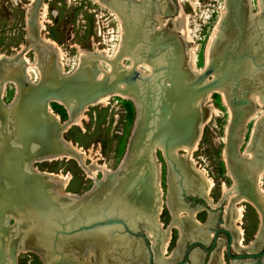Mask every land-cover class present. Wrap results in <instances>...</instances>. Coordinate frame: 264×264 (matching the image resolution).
<instances>
[{"label": "water", "instance_id": "95a60500", "mask_svg": "<svg viewBox=\"0 0 264 264\" xmlns=\"http://www.w3.org/2000/svg\"><path fill=\"white\" fill-rule=\"evenodd\" d=\"M103 1L110 4L123 18L125 28L122 46L110 61V72L97 77L100 69L95 63L96 60H89L86 61L88 65L78 66L67 75L55 74L50 68L35 83L26 82L19 75V94L10 102L11 108L3 110L15 118V124L13 123L12 131L8 135L15 134L12 138L16 144L0 146V233L9 228L10 224L7 226L1 220L4 213L11 210L17 215H26L24 219L31 220L34 228L29 234L23 235L21 240L11 239L6 244L5 239L0 238V264H6L7 258H10V264H16V251L19 247L39 254L44 264H134L129 258L135 264H145L146 258L149 259V264H154L158 246L147 244V256L135 239L128 237L140 236L145 239L143 232H136L137 225L139 220L145 222L151 212L153 213V186L149 180V171L145 168L140 174V164L148 163L145 154L140 153L141 149L159 148L162 151L168 165V177L172 178L167 198V206L171 203L172 207V197L177 192L172 180L176 177L179 184L183 182L180 162L183 161L189 168L176 155H179L178 151L182 146H191L194 143L201 129L200 122L205 117L199 115L194 100L221 84L226 74L225 69L217 77H209L215 71H221L227 58L241 61L244 57H253L251 49L242 50V54L236 53L234 48L238 44H234V36L220 42L219 35L212 44V49L215 50L213 53L211 50L210 62L199 74L191 76L188 70L182 69L179 36L167 29L154 33L146 40L143 35L147 14H135L139 11L133 0ZM39 2L40 0L34 2L28 19L32 34ZM230 2L231 0H227V15H233L232 12L236 11L230 6ZM242 11L240 14L247 18L249 15L244 4ZM226 19L225 16L219 28L221 32L227 31L231 35L234 23L229 27ZM237 23L239 25V21ZM139 44L146 46V50L138 48ZM163 54L167 55L163 56L166 59L165 66L155 64L156 58ZM127 55L133 59L128 69L119 62L126 59ZM142 61L153 67L151 73L155 75L154 78L141 74L138 65ZM163 69L166 71L160 75V70ZM162 81L167 83L164 85L166 93L154 90L151 92V86L161 85ZM112 92H132L137 97L139 108L135 106V122L123 159L108 180L97 181L91 190L75 199L65 194H55L52 183L41 172L23 168L24 162L42 155L69 151L60 139L56 123L45 110L44 106L49 99L71 101L81 107ZM233 125L231 123V131ZM12 138L10 136L9 139ZM229 140L231 141V137ZM113 176L114 179L120 177L121 180L104 199L119 194L124 197L127 206L107 209L108 205L104 204L106 206L96 211L94 203L108 189ZM182 186L178 191L181 201L187 194H192L188 185ZM174 220L184 229V224L192 230L200 229L192 217L179 222V218L175 217ZM106 230L109 234H104L108 236H100ZM219 230L213 235L212 246L216 243ZM222 230L230 233L227 229ZM230 246L228 243L227 254L234 259H256L264 256V247L262 250L255 249L231 256ZM190 248L191 246L186 248L183 261L171 264H187ZM190 256L193 264H200L199 256ZM164 263L167 264L165 261Z\"/></svg>", "mask_w": 264, "mask_h": 264}, {"label": "rangeland", "instance_id": "374dc122", "mask_svg": "<svg viewBox=\"0 0 264 264\" xmlns=\"http://www.w3.org/2000/svg\"><path fill=\"white\" fill-rule=\"evenodd\" d=\"M41 2L47 5L46 14L44 15L47 22H44L43 28L36 24V21L42 19V10L38 4L34 18L36 36H33L34 34L29 30L28 17L34 3L31 4V10L27 11L30 0H0V55L18 57L19 60L26 58L24 62L27 63L31 75L30 79H27L29 83H35L37 81L35 65L37 63V53L42 50V43L40 42V37L42 36L55 40L64 52L61 60L63 68H60V75H67L77 68L79 63L78 49L89 54L94 53L96 48H99L101 51L106 50L103 54H94V57L89 56L85 60L88 62L89 60L92 61L95 59V63L98 65L102 74L111 69V64L109 63L122 46L125 28L123 18L110 4L103 0H40L39 3ZM133 2L139 11L135 14H147V18L145 17L144 20L145 29L143 35L146 40H149V37L154 33L163 32L168 29L175 36L177 35V37L179 36L181 38L179 55L183 61L182 69L188 70L191 76L196 75V72L187 67L186 60L188 54L186 48L194 49V60L197 70L201 71L204 68L208 38L214 26L217 25L218 31L220 32L219 27L227 13V0H195V8L192 7L190 0H133ZM243 3L249 15L257 17L260 14L258 0H243ZM180 9L183 10V13H180ZM181 29L189 30L187 34L189 35L188 40L190 41L184 39ZM233 30L231 33V36H234L233 42L243 40V28H241L243 33L238 35L239 38H236L237 33L233 34ZM229 35L230 33L224 31L220 42H223ZM215 40H217L216 35H214L213 42ZM139 47H143L146 50V46L143 44H139ZM211 47L209 56L215 50ZM250 48H254L251 50L253 57L247 56L241 61L227 58L221 71L217 70L214 72L216 74L213 73L209 77L210 79L215 78L223 72V69L226 70L222 82L230 86L228 92L229 107L222 102L218 92L212 93L209 102L200 103L197 108L199 115L205 116L202 120L209 118L203 125L197 149L191 152L193 160H189L183 156L185 154L183 150H179V155H176L177 158L180 160L183 159L187 163L190 169H187L188 167L186 168V165H183V161L180 162V165L185 166V170H191V177L194 174L195 177L196 175L199 176L195 170L196 167L205 172L213 181V186L209 192L210 200L192 192V194H187L183 198V201H181L180 197H178L179 181L176 177L172 180L174 182L173 185H175V190H177L172 200H175L178 206L181 207L176 216V218L180 219L178 222L187 220L191 217L190 213H193L194 223L199 226V230H192V228H188L185 224L184 229L183 226L182 228L174 222L175 217L171 213V207L167 206L169 183H171L172 178L169 179L168 177V165L162 151L159 148L155 149V163L158 166L160 178V190L157 191V198L163 207L161 213L158 215V221H160L161 226L159 225L157 227L154 224V227H152L153 219L149 217L145 219V222L139 220L137 225L138 229L136 232H143L146 236L145 239L140 236L128 235L129 239H135L139 248L144 250L147 256V244L153 247L158 246V249L156 247L157 256L154 257V264H166L164 261L167 264L175 261H183L186 256L185 250L190 246L187 264H193L191 254L200 257V264H211L212 259L214 257L217 258L220 254H222L225 264H264V256L256 259H234L228 256V243L231 244L229 248L231 256L237 253L254 251L255 249L262 250L264 247V227L261 226L256 210L250 204L240 201V204L243 206V216L240 224L238 223L237 225L242 229L243 239L238 245L234 241L233 230L225 224V207L228 205L230 198L228 195H223V186L228 191L233 186L226 165L227 158L231 157L230 153L236 151L239 158L246 161L249 155L248 152L245 153V150L252 147L249 142L252 136L254 119H249L245 124L243 122L237 124H240L239 127L244 130V134H242L243 138L239 144L234 141L232 143L229 140L236 131L235 121L240 117V113H237L235 107L239 106L240 102L243 104V101H246L244 98H238L239 96L236 95L237 89L242 85H246L245 81L253 78L255 74L264 73V46L254 45ZM234 49L237 51V54H242V51L238 50L237 46ZM245 49L243 48L242 50ZM105 53L106 55H104ZM170 54L173 57L172 51ZM51 56H53V63L58 66L55 56L53 54ZM161 56L167 57L164 54ZM162 59L163 62L157 65L165 66L166 59ZM86 61L81 65H88ZM7 62L5 58L1 57L0 67L1 65H10ZM120 62L123 67L130 68L132 60L129 56ZM246 63L249 66L251 65L250 70L243 69ZM138 68L144 71L141 74L150 75V78H154L155 75L151 73L152 70L149 71L144 62L139 64ZM160 71L162 72L159 74L163 75V72L166 70L163 69ZM15 91L16 87L14 82L11 79H7L0 93V103L2 106L10 105V102L14 99ZM261 97L264 99L263 96ZM45 105L46 111L51 116L54 114L58 115L60 123L67 121L68 115L62 105L50 100ZM253 105L256 109L255 114L259 115L264 111V104L253 102ZM84 114L85 118L81 120L80 124L70 125L66 131L61 132L62 139L71 142L84 152V165H90L92 159H95L99 166L103 164L104 169L114 171L123 159L128 139L134 126L136 117L134 102L129 98L114 95L111 96L105 105L97 104L88 106ZM231 123L234 124L232 131L230 129ZM253 147L256 149L254 150L255 160L261 161L260 163L264 165V152L262 153L264 146L260 143L253 142ZM33 165L39 172L58 173L63 176L69 175L70 179L64 189L65 193L68 194L82 195L91 190L97 181L106 179L103 177L101 169H98L94 177H88L84 166L74 158L63 157L52 161H37L33 162ZM143 165L140 166L141 169ZM143 172L141 171L140 174ZM43 176L48 178L46 175ZM184 183L183 179L180 185L182 186ZM262 186L264 187V177ZM153 197L152 199H154ZM8 224H10L9 227H13L16 225V219L10 218ZM32 226L33 224L29 220L25 221V219L22 220L20 225L22 230H27ZM222 229H227L230 233L228 234ZM216 230H219V233L215 245L212 246L213 235ZM123 233H125L124 230ZM257 235L259 236L258 238ZM153 237L157 238L154 239ZM13 238H15V234ZM163 238L169 239L165 250H163L164 252L158 245V243H162ZM256 240H261V242L257 248H254L252 244ZM203 246H205V249ZM129 260L135 264L131 258ZM148 260L146 258L145 264H149ZM16 264H44V262L36 252L21 251L16 256Z\"/></svg>", "mask_w": 264, "mask_h": 264}, {"label": "bare ground", "instance_id": "6f19581e", "mask_svg": "<svg viewBox=\"0 0 264 264\" xmlns=\"http://www.w3.org/2000/svg\"><path fill=\"white\" fill-rule=\"evenodd\" d=\"M190 1L192 4V7L195 8V6H196L195 0H190ZM33 3H34V0H30V3L27 7V11L31 10L30 9L31 4H33ZM243 4H244L243 0H231L230 6L236 11L232 12L233 15H229V14L225 15L226 18L228 19V20L226 19V22H228L229 27L234 23L232 25V29H234L233 34L237 33V36L235 35L236 38L238 37V35H241L243 33L241 31V28H243V31H244V35H242L243 40H241V41L237 40L234 43V44H238V46H237L238 50H241V51L243 48L250 50L251 49L250 47H252L254 45L264 46V0H258L260 14L257 17H253L252 15H249V14H248L249 16L247 18L243 17V15L240 14L243 12L242 11ZM39 8L42 10V12H41L42 19L39 21H36V24L42 26V28H43L44 22H47V20L44 18V15L46 14V10H47V5L44 2H41V3H39ZM32 9H33V7H32ZM237 9H238V12H237ZM236 12H237V14H236ZM29 13H31V12H29ZM180 13H183L182 9H180ZM180 13H179V17H180ZM222 14H224V13H222ZM29 16H30V14H29ZM28 19H29V17H28ZM224 21H225V19H224ZM237 21H239L240 27H239ZM185 27H186V25H185ZM181 31H182V35H183L184 39H186L187 41H190V40H188L189 35L187 34V32L189 30L187 31L185 29H181ZM218 32H219L218 27L216 25V26H214V29L212 28V32L210 33V37L208 38V42H207V46H206L205 63H204L205 65L204 66H206L208 64V62L210 61L209 50H210L211 45L213 44L214 35H216V38L220 35L219 41H220L221 37H223L222 36L223 32H221V31H220V33H218ZM231 35H229V36H231ZM40 42L42 43V50L39 53H37V63L35 65V67H36L35 73L37 74V80L41 76L46 74V72L50 68H52V71L55 72V74L60 75V68L61 67L63 68V66H62L63 64L61 62V60L64 56L63 50L61 49V47L57 44V42L55 40H53L49 37H46V36L40 37ZM141 48H143V47H141ZM253 49L254 48H252L251 50H253ZM78 50H79L78 66H81V64H83L86 61L85 58H87L89 56L94 57V54H99V53L103 54L106 51V50L101 51L99 48H96L94 53L89 54V53L82 51L81 49H78ZM186 52L188 54V57L186 60L187 67L190 70L196 72V74H199L203 70V68L201 71L197 70V68H196L195 60H194V49L193 48H191V49L186 48ZM51 54H53L55 56V60L58 62V66L53 63V60H52L53 56H51ZM104 55H106V53ZM1 57L5 58V61H8L10 63V65H8V66L7 65H5V66L1 65V67H0V93L2 92V90L4 88L5 81H7V79H11L14 82V85L16 87L15 96H14V98H15L19 94V80H20L19 75H21L22 78H24V80L26 82H28L27 79H30V76H31L30 72L28 70V65H27V63L24 62V60L26 58L19 60L18 57H7V56L0 55V59H1ZM128 57H129V55L125 56V58H128ZM162 58H163V56L157 57L155 60V62H156L155 64H160L161 62H163ZM120 61L121 60H119V62ZM142 62H144V61H142ZM144 64L149 69V71L153 69V67L149 63L144 62ZM250 67H251V65L249 66L246 63L243 69L244 70H250L251 69ZM110 70L111 69L105 71L103 74L100 70V72L97 74V77L100 78L101 75L109 73ZM145 70H147V69H145ZM139 71L141 73L144 72L142 70H139ZM214 74H216V73H214ZM214 76H216V75H214ZM245 83H246V85H242L240 88L237 89V92H236V95L239 96L238 98H240V97L244 98L246 101H243V104H242V102H240L239 106L235 107V110L237 111V113L238 112L240 113V117H238L239 119L236 121V126H235L236 131L231 136V141H232V143L234 141L235 143L239 144L243 138L242 134H244L243 133L244 130H242V128L239 127L240 124L237 125L239 122H243L245 124L249 119H254L252 136H251V139L249 142L252 147L250 149L247 148L245 150V153L248 152V155H249L247 159L245 158L246 161L241 160L239 158V156L236 154L237 153L236 151H233L232 153H230L231 157L227 158V164L226 165H227L228 175H230V177L232 179L233 186L229 191L225 186H223V195L224 196L228 195L230 198L228 205L225 207V211H226L225 212L226 213L225 224L233 230L234 241L238 245L241 243V241L243 239L242 229L239 225H237L238 223L240 224V222L242 220V216H243V206L240 204V201H244V202L250 204L256 210V212L259 216L261 226L264 227V187L262 186L263 185V177H264V165H262V163H260L261 161L255 160V155H254L255 151L254 150H256V149H254V147H253V142H257L258 144L260 143L264 146V111H262V113L259 115L255 114L256 109L254 108V105H253V102L264 104V99H262V97H261V96L264 97V73L255 74L253 76V78L246 80ZM164 85H166V84H164V82L162 81L161 85L155 84V85L151 86L150 90H151V92L154 90L155 92L166 93ZM229 88H230V86L227 85V83L221 82V84L219 86H217L215 89L209 90V91L205 92L204 94H201L200 96H198L194 100V104L198 108L200 103L209 102L211 100V95L213 92H218L220 94L222 102L226 106L229 107V98H228ZM260 94H261V96H260ZM114 95L131 99L134 102L135 106L139 108V102L137 100V97L132 92H127L125 94H122L120 92L106 93V94L99 96L92 103H90L88 105H83L81 107H77L75 105V103L71 102V101L63 102L59 99H49L50 101H53V102H56V103L62 105V107L67 112V115H68L67 121L60 123L58 120L59 117L57 114H54L51 116L48 113V111H46L51 116L52 120L56 123V125L58 127V131H59L58 133H59L60 139L69 148V151L59 152V153H55V154L42 155L36 159L30 160L28 162H24L23 168L28 170V171L39 172L36 169V167H34L33 162H37V161L40 162V161H45V160L52 161V160H57V159H60L63 157L74 158L82 166H84V169L86 170L88 177H94L96 172L98 171V169H101L103 177L106 178V179L104 178L105 179L104 181L108 180V178L112 176L114 171L104 169L103 164H102V166H99V164L96 163L95 159H92V163L90 165H84L83 164V161L85 160L84 154H83L84 152L79 147H76L75 145H73L71 142L64 141L61 137V132L66 131L70 125L80 124L81 120H83L85 118L84 112L88 106L97 105V104L105 105L108 103V100L111 98V96H114ZM4 108L10 109L11 107H10V105L2 106L0 103V146L3 144H6L7 146H15L16 141L14 138H12L13 135H8V134H10V131H12L11 128H12L13 123L15 124V118L14 117L12 118L11 115L9 114V112H4L3 111ZM45 110H47V109H45ZM208 118L204 119L200 122V128H201L200 130L201 131H202L203 125L207 122ZM200 130H199L198 137L195 139L194 143L191 146L184 145L181 148V150H183L185 152V154H183V156L187 157V159H189V160H193L191 157L192 156L191 152L197 149L198 141L200 140L199 137L201 136ZM10 136L12 139H9ZM14 136H15V134H14ZM31 146L33 147L34 145L32 144ZM235 149H236V147H235ZM263 152L264 151H262V153ZM140 153L145 154V157L148 160V163H145V162L142 163L144 165H143L142 169L140 168L141 169L140 171H142V172L145 171V168L148 171H150L149 177H150V180L152 182V186H154V189H153L154 194L152 195V196H154L153 197L154 199H152L153 200L152 201L153 213L151 212V214L148 216V218L150 217L151 219H153L152 220V227H154V226L159 227V225L161 226V223H160V221H158V215L161 213V210L163 207L159 203L158 198H157V191L160 190L159 189L160 178H159V169L155 163L156 162L155 161L156 160L155 159L156 158L155 157V149L149 148L148 150L147 149L144 150V148H143V149H141ZM225 157H227V156H225ZM142 164H140V166ZM259 164H261V165H259ZM183 165H185V164H183ZM183 165L182 166L180 165V166L182 168V175H184L183 176V179L185 182L184 187H185V185H186V187L189 186V191L197 194L200 197H203L207 200H210L211 197L209 195V192L213 186L212 179L209 176H207L205 174V172H203L201 169H197L196 167H195V170L199 174V176L196 175V177H195V174H194L193 175L194 177L193 176L191 177L190 176L191 170L190 171L187 170V169H189L187 167H186L187 169L185 170V166H183ZM41 174L48 176L47 180H49L52 183L53 191L55 192V194H59V195L65 194V195H68V196L73 197L75 199L79 198V195L68 194V193H65V191H64V189H65V187H66V185L70 179L69 175L63 176L62 174H58V173L56 174V173H50V172H41ZM120 180H121L120 177H117L114 179V176H113L111 183H110V186L108 187L106 192L105 191L102 192L101 195H99V198L94 203V208L96 211L101 210L103 206H106L104 204L108 205L107 209H111L114 206L115 207H122V206L126 207L127 206L126 201H124V197L122 195H119V194H114V195H111V197L109 199H104V198H106L105 196L110 193L112 188H114L120 182ZM178 186H179V189H181L182 186L180 184ZM170 207H171V203H170ZM180 209H181V207L178 206V203H176L175 200H173L172 201V207H171V211H172L171 213L174 217L177 216V213ZM190 216L193 218V213H190ZM10 218L16 219V225H14L13 227H9L6 232L0 233V238L3 237L5 239L6 244H7V242L9 243L11 241V239L18 238L21 240V238H23L25 235L29 234L30 230L31 229L33 230V228H34V225H33L31 228H28L27 230H22V227H20V225H21L22 220H24V218H26V215H17V214H15V211H13V210L4 213L1 221L3 222V224L8 226V220ZM26 220H29V219H25V221ZM29 222H31V220H29ZM235 223H236V225H234ZM104 232L109 234V232L106 230V231H103L100 234V236H102V235L106 236L107 234L106 233L104 234ZM14 234H15V238H13ZM258 237L259 236L257 235V238ZM153 238L155 239L157 237H153ZM158 238H159V236H158ZM156 241H157V239H156ZM168 241H169L168 238H163L162 243H160V244L158 243V245L162 249V251L165 250V246L167 245ZM260 242H261V240H256V242H253L252 246L254 248H257ZM21 251H26V250L19 247L17 249L16 253L21 252ZM6 264H10V258H7ZM211 264H225V261H224L222 254L218 255L217 258L214 257V259H212V261H211Z\"/></svg>", "mask_w": 264, "mask_h": 264}, {"label": "flooded vegetation", "instance_id": "af4514ba", "mask_svg": "<svg viewBox=\"0 0 264 264\" xmlns=\"http://www.w3.org/2000/svg\"><path fill=\"white\" fill-rule=\"evenodd\" d=\"M34 2H35V0H34ZM36 10H37V8H36ZM35 12H36V11H35ZM34 21H35V20H34ZM35 31H36V29H34V33H33L34 35H33V36H36V32H35Z\"/></svg>", "mask_w": 264, "mask_h": 264}]
</instances>
